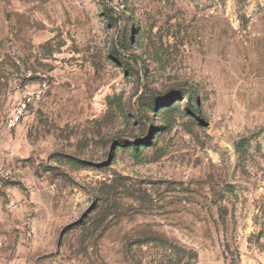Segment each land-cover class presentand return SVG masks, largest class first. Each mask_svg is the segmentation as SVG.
Returning <instances> with one entry per match:
<instances>
[{"label": "rangeland", "instance_id": "obj_1", "mask_svg": "<svg viewBox=\"0 0 264 264\" xmlns=\"http://www.w3.org/2000/svg\"><path fill=\"white\" fill-rule=\"evenodd\" d=\"M0 264H264V0H0Z\"/></svg>", "mask_w": 264, "mask_h": 264}, {"label": "trees", "instance_id": "obj_2", "mask_svg": "<svg viewBox=\"0 0 264 264\" xmlns=\"http://www.w3.org/2000/svg\"><path fill=\"white\" fill-rule=\"evenodd\" d=\"M193 110H194V112H196V113L198 112V109H195L194 107H193Z\"/></svg>", "mask_w": 264, "mask_h": 264}]
</instances>
